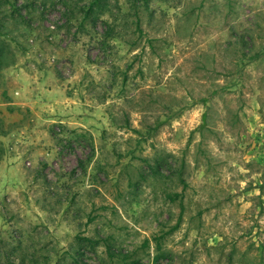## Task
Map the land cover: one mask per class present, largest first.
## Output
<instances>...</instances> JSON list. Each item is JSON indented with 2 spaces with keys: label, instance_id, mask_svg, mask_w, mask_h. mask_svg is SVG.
Here are the masks:
<instances>
[{
  "label": "rangeland",
  "instance_id": "obj_1",
  "mask_svg": "<svg viewBox=\"0 0 264 264\" xmlns=\"http://www.w3.org/2000/svg\"><path fill=\"white\" fill-rule=\"evenodd\" d=\"M0 264H264V0H0Z\"/></svg>",
  "mask_w": 264,
  "mask_h": 264
}]
</instances>
